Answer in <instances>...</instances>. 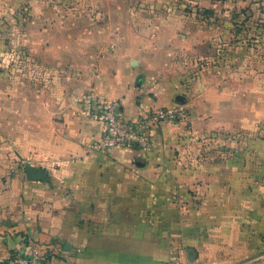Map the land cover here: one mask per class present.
I'll list each match as a JSON object with an SVG mask.
<instances>
[{
  "label": "crops",
  "instance_id": "crops-1",
  "mask_svg": "<svg viewBox=\"0 0 264 264\" xmlns=\"http://www.w3.org/2000/svg\"><path fill=\"white\" fill-rule=\"evenodd\" d=\"M131 60L78 62L69 84L0 90V262L264 264V103L244 136L236 122L192 134L173 123L146 150L101 151L104 126L83 115L80 95L120 100L129 121L171 105L175 89L149 85ZM217 130L229 135L207 150Z\"/></svg>",
  "mask_w": 264,
  "mask_h": 264
},
{
  "label": "rangeland",
  "instance_id": "rangeland-1",
  "mask_svg": "<svg viewBox=\"0 0 264 264\" xmlns=\"http://www.w3.org/2000/svg\"><path fill=\"white\" fill-rule=\"evenodd\" d=\"M127 56L146 83L175 89L170 107L133 121H144L134 136L173 123L192 134L214 120L236 122L233 134L244 136L264 103L263 0H0V90L69 84L82 75L78 62ZM226 135L211 131L207 150Z\"/></svg>",
  "mask_w": 264,
  "mask_h": 264
},
{
  "label": "built area",
  "instance_id": "built-area-1",
  "mask_svg": "<svg viewBox=\"0 0 264 264\" xmlns=\"http://www.w3.org/2000/svg\"><path fill=\"white\" fill-rule=\"evenodd\" d=\"M81 108L85 116L92 122L102 124L104 132L97 148L106 151L115 147H126L146 150L149 146V137L145 134L136 135L137 128L142 127L144 121L133 122L124 119L121 114V103L112 102L94 96H85L80 100ZM159 112L158 116H160ZM169 118L174 117L172 110H168ZM9 264H41L35 258L14 255L9 259ZM3 262H0L2 264Z\"/></svg>",
  "mask_w": 264,
  "mask_h": 264
},
{
  "label": "water",
  "instance_id": "water-1",
  "mask_svg": "<svg viewBox=\"0 0 264 264\" xmlns=\"http://www.w3.org/2000/svg\"><path fill=\"white\" fill-rule=\"evenodd\" d=\"M141 81H142V77L141 76H138V78H137V80L135 82V86L136 87H139L141 85V83H142ZM184 101H185V99L183 97L178 96L176 98V102L177 103H183Z\"/></svg>",
  "mask_w": 264,
  "mask_h": 264
}]
</instances>
